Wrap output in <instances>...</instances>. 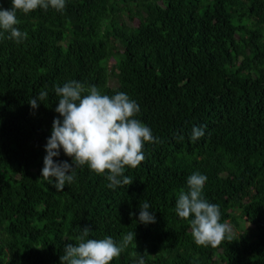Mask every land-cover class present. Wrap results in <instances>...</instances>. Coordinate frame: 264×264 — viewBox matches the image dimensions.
<instances>
[{"label": "trees", "instance_id": "trees-1", "mask_svg": "<svg viewBox=\"0 0 264 264\" xmlns=\"http://www.w3.org/2000/svg\"><path fill=\"white\" fill-rule=\"evenodd\" d=\"M17 18L28 38L0 37V264H60L85 226L91 239L135 231L137 247L111 264H133V252L145 264H264V0H66L63 13ZM70 80L127 93L159 138L126 169L131 185L110 189L86 166L63 191L40 178L54 88ZM194 126L206 128L192 142ZM54 160L71 163L62 151ZM195 172L233 230L216 248L197 246L175 214ZM144 202L155 223L138 222Z\"/></svg>", "mask_w": 264, "mask_h": 264}, {"label": "clouds", "instance_id": "clouds-1", "mask_svg": "<svg viewBox=\"0 0 264 264\" xmlns=\"http://www.w3.org/2000/svg\"><path fill=\"white\" fill-rule=\"evenodd\" d=\"M49 8L63 13L66 0H11L10 8L0 6V37L8 33L9 40L23 43L28 33L17 27L21 23L17 13L28 15L37 9L47 11ZM54 92L59 98L54 111L59 115L53 119L51 135L44 146L46 155L40 178L56 191H63L66 184L74 183L75 169L86 166L92 173L105 176L110 189L131 185L133 180L125 175L126 169H135L145 160L143 149L146 143H159L151 128L136 118L140 112L138 103L125 92L102 94L97 86L86 89L77 80L55 86ZM47 97L48 92L40 91L29 101L31 109H38L40 101ZM205 128L194 126L190 140L195 142L203 137ZM177 139L183 141L184 136L179 135ZM61 151L71 158V163L54 160ZM206 181V175L191 174L187 178L186 190L179 191L174 210L181 220L188 221L197 246L216 248L225 240H233V230L227 222H220L219 205L204 197ZM138 222L144 225L156 222L148 202L139 204ZM92 231L88 226L80 228L74 237L76 243L65 244L60 264H111L133 242L136 245L135 231L123 234L119 241L111 236L88 238ZM131 256L133 264H145V259L138 253L133 252Z\"/></svg>", "mask_w": 264, "mask_h": 264}, {"label": "rangeland", "instance_id": "rangeland-1", "mask_svg": "<svg viewBox=\"0 0 264 264\" xmlns=\"http://www.w3.org/2000/svg\"><path fill=\"white\" fill-rule=\"evenodd\" d=\"M137 22V18L131 19L130 23H136Z\"/></svg>", "mask_w": 264, "mask_h": 264}]
</instances>
